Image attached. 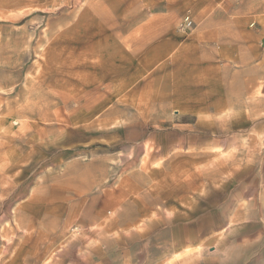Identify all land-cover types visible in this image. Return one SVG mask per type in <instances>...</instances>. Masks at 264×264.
<instances>
[{"label": "rangeland", "instance_id": "1", "mask_svg": "<svg viewBox=\"0 0 264 264\" xmlns=\"http://www.w3.org/2000/svg\"><path fill=\"white\" fill-rule=\"evenodd\" d=\"M0 185V264H264V0H0Z\"/></svg>", "mask_w": 264, "mask_h": 264}, {"label": "crops", "instance_id": "2", "mask_svg": "<svg viewBox=\"0 0 264 264\" xmlns=\"http://www.w3.org/2000/svg\"><path fill=\"white\" fill-rule=\"evenodd\" d=\"M153 26H156V25L152 24L148 29L151 31L154 30L155 28ZM71 34H72V29H69L67 33H63L55 39L56 40L57 39H68ZM98 66H99V68H97L98 73H94V72L90 71V73L88 74L87 72H84V70H80L77 73L78 74L81 73L82 75H85L84 79H87L88 80L87 82L93 83V82L98 81V80L103 81L109 75H115L116 73H119L121 70L124 69L121 66V64H117V63L116 64H109L107 61H102V63L100 62ZM8 162L12 166V168H16L18 166L17 162H15L13 159L11 161L8 160ZM240 264H248V263H245V261H244Z\"/></svg>", "mask_w": 264, "mask_h": 264}, {"label": "built area", "instance_id": "3", "mask_svg": "<svg viewBox=\"0 0 264 264\" xmlns=\"http://www.w3.org/2000/svg\"><path fill=\"white\" fill-rule=\"evenodd\" d=\"M1 191H2V187H1V185H0V197H1Z\"/></svg>", "mask_w": 264, "mask_h": 264}]
</instances>
